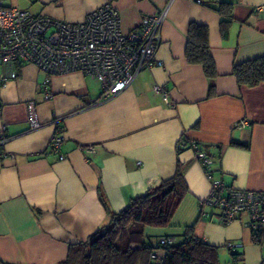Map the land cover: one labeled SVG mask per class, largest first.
Here are the masks:
<instances>
[{
    "label": "crops",
    "instance_id": "crops-1",
    "mask_svg": "<svg viewBox=\"0 0 264 264\" xmlns=\"http://www.w3.org/2000/svg\"><path fill=\"white\" fill-rule=\"evenodd\" d=\"M222 0H0V8L27 9L36 15L82 22L104 3L119 10L125 29L142 17L166 9L161 43L152 65L109 100H101L97 80L81 72L50 76L52 97L44 100L41 84L47 74L31 63L3 64L0 75L15 72L0 87V133L8 137L0 150L13 157L0 159V259L12 264H58L68 245L86 241L109 222L133 196L170 178L179 162L188 192L169 225L148 230L153 236L182 237L189 226L203 241L220 248L226 241L240 245L237 264H264V224L260 243L252 240L242 214L228 225L218 210L199 202L210 181L197 159L203 150L211 159L214 178L229 188L264 190V81L239 86L235 64L264 55V0H227L233 19L226 37L219 15L211 8ZM210 6V7H209ZM208 27L210 52L218 76L214 95L200 65L184 55L190 23ZM162 86L168 100L153 91ZM34 101L39 129H29L26 103ZM53 117H60L58 124ZM245 120L244 127L235 122ZM61 126L64 134L59 160L48 148ZM197 143L178 154L177 142ZM231 141L249 142L248 148ZM86 146L94 152L85 153ZM206 155V156H207ZM222 253V252H221ZM230 255V254H229ZM231 257V255H230Z\"/></svg>",
    "mask_w": 264,
    "mask_h": 264
},
{
    "label": "built area",
    "instance_id": "built-area-1",
    "mask_svg": "<svg viewBox=\"0 0 264 264\" xmlns=\"http://www.w3.org/2000/svg\"><path fill=\"white\" fill-rule=\"evenodd\" d=\"M166 16V9L142 17L139 24L131 29L122 25L119 10L111 3H104L87 14L82 22H68L49 16L36 15L27 9L0 8V62L3 64L31 63L47 74L41 84L44 100L52 97L50 76L70 72H81L97 80L101 87V100H109L123 91L138 72L152 65L162 66L156 57L161 43L160 28ZM15 72L0 75V87L7 78H15ZM153 91L168 100V93L162 86L155 85ZM29 129H39L43 123L38 120L34 101L26 103ZM60 117H53L58 124ZM245 120L235 122L244 127ZM2 131L0 145L7 140ZM64 134L61 126L51 136L48 148L59 160ZM85 153L94 152L93 146L83 148ZM197 159L210 181L208 195L199 202L203 216L204 206L218 210L217 220L228 225L242 214L248 216L246 227L259 233L264 224V190L254 191L227 187L220 178L212 175L211 164L204 152L197 150ZM13 157L0 150V159ZM170 240L162 238L167 245ZM224 247L229 254L240 245L226 241ZM159 253H155L156 257ZM234 264V263H231Z\"/></svg>",
    "mask_w": 264,
    "mask_h": 264
},
{
    "label": "trees",
    "instance_id": "trees-1",
    "mask_svg": "<svg viewBox=\"0 0 264 264\" xmlns=\"http://www.w3.org/2000/svg\"><path fill=\"white\" fill-rule=\"evenodd\" d=\"M232 7V2L227 0L211 7L219 15L222 37H226L233 19ZM186 36L185 59L189 64L202 67L209 82L208 96H213L214 80L218 73L210 52L208 27L192 22ZM231 73L239 86L258 85L264 81V55L235 64ZM231 145L248 148L249 142L231 141ZM187 146L194 147L195 151L197 149V143L179 139L177 154ZM183 173L184 167L178 162L170 178L143 194L131 197L119 211H111L103 196L99 195L109 214V222L86 241L69 244L66 258L58 264H220V248L194 235L193 226L187 227L183 236L176 240L171 236H158L153 241V236L144 233L145 227L162 228L169 225L176 208L188 192ZM252 236L254 243H260L262 230ZM162 238L170 242L162 245ZM155 253L159 254L153 257ZM230 255L232 263L237 264L240 253L236 250ZM0 264L12 263L0 259Z\"/></svg>",
    "mask_w": 264,
    "mask_h": 264
},
{
    "label": "rangeland",
    "instance_id": "rangeland-1",
    "mask_svg": "<svg viewBox=\"0 0 264 264\" xmlns=\"http://www.w3.org/2000/svg\"><path fill=\"white\" fill-rule=\"evenodd\" d=\"M209 207H206V209H208ZM155 230L156 228L155 227H147V231L148 230ZM222 252V253H221ZM219 250V259H220V264H231L232 261H231V258H230V255L227 253H223V251Z\"/></svg>",
    "mask_w": 264,
    "mask_h": 264
}]
</instances>
